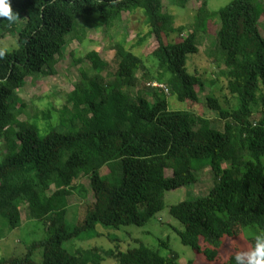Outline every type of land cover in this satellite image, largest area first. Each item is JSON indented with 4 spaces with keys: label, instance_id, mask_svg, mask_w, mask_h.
Listing matches in <instances>:
<instances>
[{
    "label": "trees",
    "instance_id": "16d2710c",
    "mask_svg": "<svg viewBox=\"0 0 264 264\" xmlns=\"http://www.w3.org/2000/svg\"><path fill=\"white\" fill-rule=\"evenodd\" d=\"M169 1L186 8L191 0ZM209 1H202L193 22L176 26L164 0H12L18 19L0 18V37L14 34L16 40L11 48L0 43V49L9 48L0 58V216L17 229L26 207L46 236L25 246L22 256L0 258V264H38V254L40 264H101L106 256L118 264H179L169 241L160 244L171 250L169 257L140 238L138 246L123 249L120 240L104 251L70 252L64 244L106 235L99 224L145 226L167 208V192L193 184L205 167L214 177L208 195L168 206L181 225L174 229L182 242L215 262L222 258L223 238L241 230L252 237L264 232V2L232 0L212 11ZM139 10L147 31L138 32L130 45L119 30L124 13ZM214 20L210 56L215 72L227 79L233 103L226 108L212 94L204 110L217 111L222 129L195 110L203 105L205 80L188 66ZM92 29L110 39L114 73L98 50L90 51L92 65L81 71L68 104L22 121L26 104L18 92L27 79L54 74L63 48L83 41ZM150 43L155 46L147 55L134 50ZM107 71L112 80L103 74ZM170 95L187 109H171ZM40 119L52 122L45 126ZM104 168L108 172L102 173ZM86 176L94 201L84 199V210L72 221L69 197L86 196L84 184L77 183ZM235 254L225 264H236Z\"/></svg>",
    "mask_w": 264,
    "mask_h": 264
},
{
    "label": "rangeland",
    "instance_id": "374dc122",
    "mask_svg": "<svg viewBox=\"0 0 264 264\" xmlns=\"http://www.w3.org/2000/svg\"><path fill=\"white\" fill-rule=\"evenodd\" d=\"M203 0H191L186 8L173 6L169 0H164L165 11L172 12L176 17V26L187 25L194 21L198 8L201 6ZM232 0H210L209 8L212 11H217L221 7L227 5ZM261 3L264 0H259ZM144 15L139 10L134 14L124 13V22L122 23L119 32L127 34L130 45H134L137 40L138 32H146L147 27L144 22ZM210 32L205 34L200 41V51L196 54L189 55L188 66L191 73H199L205 80V88L199 94L200 103L195 107L199 114L210 118L213 125L218 128H223V122L219 120L217 111L204 110V103L207 101L208 95H215L218 97L222 105L226 108L230 107V101H233L232 96L227 89V79L224 76H219L215 71L216 64L212 61L210 51L216 46L215 31L218 27L216 20L209 22ZM261 32L264 35V17L261 19ZM177 35L173 34L171 39ZM15 36L10 34L6 38L0 37V43L6 47H13L15 45ZM155 43L146 44L143 47L134 46V50L140 55H147L154 48ZM7 48V49H9ZM98 50L100 56L105 60L109 66L107 69L114 73L117 67L114 50L110 47V39L105 37L103 30H90L83 41H74L66 45L62 54L57 56L56 64H53L55 73L51 75L40 76L35 74L34 78H28L26 84L18 92L19 102L25 103L24 110L20 113V119L33 120L37 119L36 115L42 116L44 112L51 107L60 110L64 105L68 104V94L75 88V84L80 81L82 77V70H87L92 65V61L87 56L90 51ZM148 65L153 63L152 60H147ZM152 66V65H151ZM153 67V66H152ZM109 80L113 79L111 73L104 72ZM170 108L174 110L187 109V104L180 102L175 96H168ZM55 119V117H54ZM45 125L52 120L40 119ZM46 126V125H45ZM3 150L0 145V160L3 157ZM2 151V152H1ZM102 173L108 172L104 168ZM166 175H172V170H166ZM197 181L189 186L169 191L166 193L167 208L164 212L157 215L145 226H122L117 229L111 226H104L99 224L98 229L105 232L106 235H94L90 239L74 238L64 244V247L72 252L77 248H98L99 250H109L114 248L118 241L121 240L123 249L128 247L138 246L136 239H141L142 243L152 248L161 249V253L169 257L173 249L178 255L179 264H225L228 257L238 252L242 248H251L254 240L246 230H241L238 236L225 237L219 244V251L221 253V260L212 262L209 261L203 254L197 253L191 246L185 245L175 227L181 228L180 223L174 219L170 213L168 206L176 204L184 199H196L208 195L213 188L214 177L211 169L205 167L196 172ZM84 184V188L88 190L84 197L81 193H75L69 197L70 210L69 218L74 221L78 217V213L84 210L82 203L94 201V194L91 191L89 178L83 177L77 182ZM81 186V185H80ZM79 211V212H78ZM0 234L3 236L0 240V258L22 256L25 252V246L44 239L46 236L45 226L39 221H34L28 217L26 207L22 211V225L17 229H12L7 224V221L0 216ZM254 238V237H252ZM169 241L170 249L162 246L161 242ZM125 247V248H124ZM103 256V255H102ZM37 263L40 264V255L36 256ZM101 264H118L117 260L106 256Z\"/></svg>",
    "mask_w": 264,
    "mask_h": 264
},
{
    "label": "clouds",
    "instance_id": "9594fccd",
    "mask_svg": "<svg viewBox=\"0 0 264 264\" xmlns=\"http://www.w3.org/2000/svg\"><path fill=\"white\" fill-rule=\"evenodd\" d=\"M0 18L10 23L18 19V13L13 11L12 0H0ZM7 49H0V58ZM236 264H264V232L255 234L254 244L251 248H242L234 256Z\"/></svg>",
    "mask_w": 264,
    "mask_h": 264
},
{
    "label": "built area",
    "instance_id": "2783aa9c",
    "mask_svg": "<svg viewBox=\"0 0 264 264\" xmlns=\"http://www.w3.org/2000/svg\"><path fill=\"white\" fill-rule=\"evenodd\" d=\"M157 84V83H156Z\"/></svg>",
    "mask_w": 264,
    "mask_h": 264
}]
</instances>
